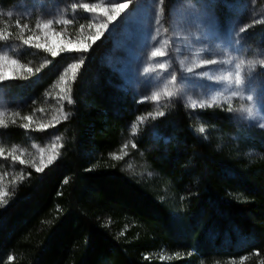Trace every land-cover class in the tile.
I'll return each mask as SVG.
<instances>
[{"label":"trees","instance_id":"1","mask_svg":"<svg viewBox=\"0 0 264 264\" xmlns=\"http://www.w3.org/2000/svg\"><path fill=\"white\" fill-rule=\"evenodd\" d=\"M20 1L0 0V9ZM28 21L25 30L36 26ZM17 22L25 26L0 20V33L32 71L4 82L0 264H264V132L238 129L228 104L177 106L150 131L153 103L139 102L105 63L107 37L76 61L53 58L29 52ZM74 62L75 78L64 71ZM133 128L144 173L115 156ZM48 129L60 145L38 172L34 154L21 163L17 152L47 141Z\"/></svg>","mask_w":264,"mask_h":264},{"label":"rangeland","instance_id":"2","mask_svg":"<svg viewBox=\"0 0 264 264\" xmlns=\"http://www.w3.org/2000/svg\"><path fill=\"white\" fill-rule=\"evenodd\" d=\"M123 2L125 0H21L7 10L0 9V20L7 24L11 18L18 17L29 26L28 19L31 17L36 20V25L51 19L53 24L49 29L35 26L25 30L23 25L16 23L21 44L29 52L41 50L47 54L46 47L37 48L36 44H50L62 37L73 45L83 41L91 46L94 42L91 37L97 32L96 25L108 23L106 29H101L100 35L111 41L103 59L119 73L123 88L135 94L139 102L153 103L155 111L145 117L150 118V131L157 130L152 125L162 117L157 115L160 112L165 115L171 109L185 105L188 111L195 113L207 108L210 103L212 106L228 104L232 109L228 112L230 121L241 131L253 126L264 132V115H261L264 113V65L257 62L264 59V0H133L129 8L111 22L102 12L82 7L88 4L96 9L107 8L111 12V4ZM73 4L77 7L72 8ZM221 8L226 15H221ZM82 21L84 28L79 27ZM241 28L246 30L241 32ZM52 32L60 36L53 37ZM29 36L39 39L25 44L24 40ZM7 38L0 40V56L15 59L18 64L3 63L5 73L14 77L0 81V113H4V117L11 110L10 94L5 90L4 82L5 86L12 84L30 69L17 58L18 44H11ZM157 48L164 52V56H151ZM84 52L66 48L59 55L73 56L76 61ZM204 59H213L216 63L203 65L201 61ZM159 63H164L165 69L156 68ZM238 63L239 69L236 68ZM149 66L154 71L143 73V68ZM189 68L193 69L191 73L187 71ZM237 72L240 73V85L235 84ZM173 75L177 76L176 82L171 80ZM167 91H172L174 95L168 97ZM233 91L238 95L233 96ZM156 95L159 99L153 100ZM248 96L253 97L252 101L247 99ZM193 103L197 107L193 108ZM201 103L205 104V108L199 107ZM248 107L253 109L251 117L242 111ZM135 132L128 131L122 138L115 156L125 159L127 170L144 173L146 163L142 166L135 157V154L142 156L134 144ZM45 138L47 141L34 149L24 147L18 151L20 162L33 159L34 154L37 168L51 163L60 143L50 132ZM2 190L0 186V195L3 196Z\"/></svg>","mask_w":264,"mask_h":264},{"label":"snow or ice","instance_id":"3","mask_svg":"<svg viewBox=\"0 0 264 264\" xmlns=\"http://www.w3.org/2000/svg\"><path fill=\"white\" fill-rule=\"evenodd\" d=\"M132 2H133V0H125V2H123V3H113V4H111V9H112L111 12H109L107 8L96 9L94 6L90 7L88 4H84V5H82V7L84 9L89 10V11L102 12L107 17V21L111 22V21H115L117 19V17H119L122 13H124L125 10H127L129 8V5ZM76 7H77L76 4L72 5V8H76ZM9 15H11V13H9ZM58 23H70V21H67V22L58 21ZM52 24H53V21L51 19H48L43 24H37L36 27L37 28H43V29H49ZM24 27L26 28L27 25H25ZM107 27H108V23L96 25V29H97L96 35L92 36L91 39L93 41L99 39L100 35H101V29H106ZM245 30H246L245 28H241L240 29L241 32H243ZM8 35H11V34L9 33ZM52 36L53 37H59L60 34L56 33V32H52ZM6 38L7 37L5 36L4 33H0V40L6 39ZM33 39H39V37L29 36L26 40H24V43L25 44H29ZM36 47L37 48H45L46 47L47 51L51 54V57L55 58L59 54L63 53L66 50V48L67 49H72V50L87 51L90 46H89V44H87V43H85L83 41L79 42L76 45H73L70 42L64 41L63 38L60 37V39H58V40H56V41H54V42H52L50 44L44 45V44H39L38 43V44H36ZM151 56L152 57H162V56H164V52H162L159 48H157L155 51L151 52ZM4 62H7L8 64H11V65H17L18 64V61L15 60V59L8 60L7 57L0 56V81H5L7 79L14 78V77H11V76L7 75L5 73V71L3 70V63ZM215 63H216V61L213 60V59H204V60L201 61V64H203V65H213ZM79 67H80V64L72 63L64 71H65V73H67L68 71H71L73 73V78H75V73L79 69ZM165 67H166V65L164 63H159V64L156 65V68H158V69H165ZM236 68L239 69L240 67H237V65H236ZM28 71L31 72L32 70L28 69ZM153 71H154V69L151 66L143 68V73H145V74L153 72ZM187 71L189 73H191L193 71V69L189 68ZM61 79H63V76L61 77ZM225 79H227V78H225ZM171 80H172V82H176L177 81V76L173 75L171 77ZM235 84L236 85H240L241 84V78H240V73L239 72H237V74H236ZM166 95L168 97H172L174 95V93L172 91H167ZM232 95L233 96H237L238 93L233 91ZM66 99H68V103L69 104L72 103L70 97H66ZM152 99L153 100L159 99V95L153 96ZM247 99L249 101H252L253 97L252 96H248ZM211 106L212 105L210 103L207 105V107H211ZM192 107L195 108V107H197V105L195 103H193ZM199 107L201 109H203V108H205V104L201 103L199 105ZM228 110L232 111L231 108H229ZM257 110L259 111L258 106H257ZM242 111L247 112L250 117L253 115V109L251 107L245 108ZM4 115H5L4 113H0V125H5V123H6L4 118H3ZM13 115H19V113H14ZM157 115L163 116L164 113L160 112ZM261 115H264V113H261ZM24 119L31 120V117H24ZM23 127L25 129H27V128H29V124L25 123L23 125ZM133 131H135V128H133ZM199 131L201 133H203L205 131V129L203 127H201L199 129ZM3 154H4L3 153V149H0V156H3ZM12 158H13V160L17 159V157H15V156H13ZM21 163H23V161H21ZM42 170H43L42 168H37L36 169V171H38V172L42 171ZM65 182H67V181H65ZM5 203H7V201L3 200V196L0 195V207H2Z\"/></svg>","mask_w":264,"mask_h":264},{"label":"clouds","instance_id":"4","mask_svg":"<svg viewBox=\"0 0 264 264\" xmlns=\"http://www.w3.org/2000/svg\"><path fill=\"white\" fill-rule=\"evenodd\" d=\"M257 62H258L259 64H261V65H264V59H259ZM241 63H242V62H241ZM237 67H240V64H239V63L237 64ZM216 148H217V150H219L220 145H219V144L216 145Z\"/></svg>","mask_w":264,"mask_h":264}]
</instances>
